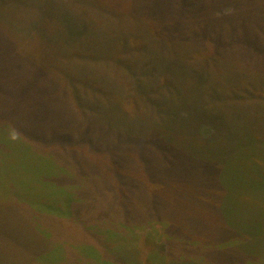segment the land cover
Instances as JSON below:
<instances>
[{
  "label": "rangeland",
  "instance_id": "rangeland-1",
  "mask_svg": "<svg viewBox=\"0 0 264 264\" xmlns=\"http://www.w3.org/2000/svg\"><path fill=\"white\" fill-rule=\"evenodd\" d=\"M0 264H264V0H0Z\"/></svg>",
  "mask_w": 264,
  "mask_h": 264
},
{
  "label": "trees",
  "instance_id": "trees-1",
  "mask_svg": "<svg viewBox=\"0 0 264 264\" xmlns=\"http://www.w3.org/2000/svg\"><path fill=\"white\" fill-rule=\"evenodd\" d=\"M235 170L238 171L239 169H235ZM251 175H253V169H252V171H251ZM71 202H73V200H70V203H71ZM70 203H68V204H70ZM48 207H51V205H49ZM51 208H52V207H51ZM55 208H56L57 210L61 211V212H65V211L61 210V206H58V205H57V206H55ZM71 209H73V207H72ZM48 210H51V209H48ZM59 213H60V212H59ZM19 240H20V239H19ZM154 241H155V240H154ZM155 242H156V243H159V241H155ZM21 245H22V244H21ZM21 245H19V246H21ZM153 247H154V246H153ZM22 249L27 250V249H29V248H28V246H23ZM152 250L155 252L154 254H156V253L158 254V252L160 251V249H159V248L157 249L156 246H155V248H153Z\"/></svg>",
  "mask_w": 264,
  "mask_h": 264
}]
</instances>
